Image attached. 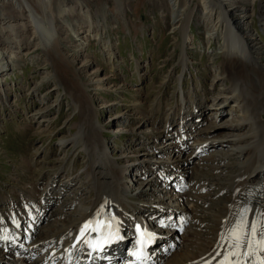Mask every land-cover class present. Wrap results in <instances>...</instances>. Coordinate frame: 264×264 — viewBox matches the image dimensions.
I'll return each mask as SVG.
<instances>
[{"label":"rangeland","instance_id":"obj_1","mask_svg":"<svg viewBox=\"0 0 264 264\" xmlns=\"http://www.w3.org/2000/svg\"><path fill=\"white\" fill-rule=\"evenodd\" d=\"M118 1L117 4H121L118 7H114L113 0H49L48 2L29 0V3L37 10L40 18L44 19L45 15L53 18L54 28L56 32H60L57 33V39L61 44L60 52L64 58H67L69 64L67 82L63 84L67 91L85 94L88 97L90 106L95 109L93 118L104 129L101 139L105 148L120 167L129 169L122 177L124 186L136 191L139 187L144 188L152 182L144 181L138 187L135 184L142 169L154 159L151 158V148H147L149 151L143 153L139 152L138 147L132 152V148L136 147L133 146L135 139L143 138L139 136L142 134L145 135L143 144L150 142L161 146L166 144V142L162 144V141L168 137L167 124L172 127L177 117L171 114L169 116L167 111L177 105L182 106L185 102L189 105L190 99L186 91L190 90L193 91L194 96L200 95L197 104L201 103L200 98L209 94L203 103L201 114L203 123H207L205 127L213 123L216 126L222 124L225 126L224 115L214 116V119L209 121L206 120V116L210 115L208 106L212 96L219 88L227 85L217 82L220 76L218 66L222 62L221 40L211 38L208 31L201 26L200 20L195 19L189 24L184 35V43L182 41L181 44L178 21L184 5L181 4L173 9L168 0ZM261 1L264 3V0H244L237 15L241 22L246 21L244 25L252 29L253 38L259 44L261 61L264 64V18L258 17ZM5 4L14 5L13 10L5 8ZM201 11V7L196 8V13ZM18 12H20L19 8L13 0H0V15ZM60 19L65 21L61 23ZM29 22L26 17L10 20L7 24L0 19V42H3L0 43V203L8 204V211L12 210V204L19 205V208L23 205L18 196L15 198L18 191L22 192L20 198L24 197V201L28 204L29 197L35 198L39 194L44 196L38 191L33 193L29 191L31 186L38 187L35 184L38 180L44 176L40 181V186H43L48 178L46 185L51 184L49 186L52 188L56 179L61 177V174L51 176L52 169L60 165L64 166L68 162V166H72L70 172L75 169L76 173L66 174V177L75 179L85 172L84 162L87 159L80 149L72 155L73 147L70 144L63 149L59 147L60 140L70 138L77 133L81 118L72 108L71 98L56 84L57 79L53 77L54 72L49 65L50 62L41 50L36 48ZM25 26L26 30L23 29ZM180 44L184 46L189 62L184 69L178 64ZM108 48L112 49V53L107 51ZM28 53L29 55H26ZM229 61L231 59L227 60ZM179 76L181 81L176 79ZM82 84L88 85V92L83 89ZM213 84H216V87H213ZM154 102L158 103L153 105ZM231 103L230 101L229 104ZM165 107L166 109H163ZM159 109L162 111L160 121L162 118L164 120L163 131L160 130L162 124L158 125L159 131H157L151 119L154 111ZM166 115L169 116L167 123ZM197 116L200 117L199 114L195 115ZM142 117H147V120L139 123ZM154 118H157V113ZM152 129L156 132L154 137L158 142L154 141L155 138L150 141L152 136L148 134ZM158 132H161L159 133L161 136ZM226 133L230 138L232 137L230 135L236 134L227 131ZM195 136L192 140H195ZM201 138L206 140L205 136ZM206 143L208 142L203 145ZM161 146L159 148H162ZM204 151L190 157L182 156L185 157L184 160L188 158L190 161L188 183L191 185L194 183L191 180L195 176L192 172L195 164L203 171V176L214 175L213 170L210 169L214 165L208 164V161L213 160L211 153L214 149L210 157L204 156L206 159L202 157ZM172 156H175V153ZM140 158L148 159L146 164L141 165L138 160ZM225 162L223 163L225 167L231 163ZM223 165L220 166L224 169ZM216 171H219V176L214 175L213 179L214 184L218 186L226 181L224 175L228 171L224 174L219 169ZM41 174L44 175L40 176ZM77 180H79L80 192L73 190L78 196L73 195L72 192L69 194L72 196L69 199H79L82 196L80 198L82 205H87L93 197V192L89 189L85 176ZM62 186L58 194L66 195L70 186L69 184L66 187ZM63 189L66 191L61 192ZM152 189L147 190L148 195L139 198L143 200L144 208L156 206L161 201L158 200L157 203L153 201L163 199L162 195L158 198L152 196ZM216 189L218 190V187ZM52 191H55L54 188ZM134 191L131 194H134ZM2 193H6V196H1ZM214 195L215 193L210 194V197ZM66 200L68 201V198ZM55 201L59 202V199ZM67 201H62L59 206H57L58 202L53 203L49 214ZM76 206L65 212H68V218L76 216L74 213ZM154 208L151 207L152 210H155ZM203 208L209 209V203ZM199 213V211L191 212L193 216L197 215L196 217L200 215ZM205 218L209 220L211 215ZM190 219L189 221L192 220ZM44 228L46 224L41 230ZM180 252L181 248L175 251L173 256Z\"/></svg>","mask_w":264,"mask_h":264},{"label":"bare ground","instance_id":"obj_2","mask_svg":"<svg viewBox=\"0 0 264 264\" xmlns=\"http://www.w3.org/2000/svg\"><path fill=\"white\" fill-rule=\"evenodd\" d=\"M13 1L20 12L5 13L6 15H0V19L6 24L8 21L17 18L26 17L29 19V24L33 31L32 39L36 41V48L40 49L42 54L48 59L47 61L50 62L49 65L54 72L53 77L57 79L56 84L71 98V106L81 118L77 126V133L70 138L60 140L59 147L63 149L67 144H70L73 147L72 155L76 154L78 149L83 151L87 157L84 162L85 172L75 177V179L67 176L62 185L66 187L69 184L70 186L76 179L85 176L89 189L93 192V197L87 205H82L83 202H80L76 206L77 208L75 207L74 213L76 216L70 218H68V212H65L76 205L78 198H68V201L63 202L60 208L54 209L47 216L46 228L41 230L43 236L38 235V238L33 240L37 236L34 223L43 221L46 217V214L41 213L39 210L40 199H38L39 201L36 200L41 195L39 194L35 198L31 196L32 194L28 195L31 197H29V203L26 204L24 197L20 198V193L22 192L18 191L17 195L15 194V198L18 196V199L22 200L23 205L19 208V205L11 203L12 210L9 212L12 215L6 217L3 223L0 220V245L6 242L19 244L18 247L23 246L28 252H32L37 256L35 259L36 264H55L60 257L56 253L58 248H60L59 252L62 254V249L64 248L66 249L65 254L70 251H72V254L81 251V245L77 244L72 248V243L74 239L77 240L81 235L89 233L93 225H88L87 222L93 218L91 224L95 223V210L97 208L104 209L103 214L107 216L113 213L116 214L120 218L121 227L126 229L128 224L133 221H138L145 228L149 227L152 223L151 217L158 210L157 207L164 205V210L176 213L187 212V214H191V212H200L198 217L196 215L192 216V220L190 219L193 222L192 224L189 221L192 227L188 229L185 238V235H183L184 239L181 244L177 241L178 236L173 238L175 243H179L181 252L175 256L172 254L173 257L171 256L172 258L170 257L166 264H222L226 258L228 264H258L260 259H264V252H259L258 250L252 256L245 257L243 255L248 251L247 240L252 239L254 241L253 247L257 248L255 242L262 238L261 232H264V197L259 196L258 198L249 199L247 196L251 190V185L260 184L264 186V64L261 61L259 44L253 38L252 29L244 25L246 21L243 20L241 22L237 15L244 0H168L173 9L181 4L184 5L182 12L179 11L180 18L178 21V31L182 38L181 44L184 43L186 28L195 19L202 22L201 26L208 31L211 38L221 40L220 56L222 62L218 66L220 76L217 82L226 83L227 85L219 88L217 93L212 96V101L208 106L210 115L206 116V120L209 121L214 119V116L224 115L225 126H222L223 124L216 126L213 123L206 128L205 125V128L202 127L197 135H194L195 140L192 141L194 146L188 145L189 151H191L188 156L190 157L194 153L199 154L204 151V149L200 148L201 144L210 142L214 147V151L211 153L213 160L208 161V164L214 165L210 169H219L222 173L228 171L225 175L226 181L221 183V185H215L214 175L203 176V171L199 170L197 168L198 165L195 164L192 172L198 177L193 176L194 178L191 180V182H194L193 185L187 181L188 187L194 189L192 193L185 194L184 200L187 201L185 203H180L170 194V190L167 191L165 188L162 192L156 188L155 185L157 184L154 182H151L152 184L148 183L144 188L139 187L136 191L124 186L122 177L129 169L120 167L105 148L104 141L101 139L104 129L99 123H96L98 121L94 120L95 109L93 110L90 106L88 97L85 94L80 95L67 91L63 84V82H67L69 64L67 58H64L60 52L61 44L57 39V33L60 32H56L53 18L46 15L44 19L40 18L37 15V10L29 3V0ZM48 1L46 0V2ZM113 1L114 7L121 5L117 4L118 0ZM13 6L11 4L4 5L5 8H12V10ZM197 7H201V13H196ZM258 17L264 18V3L262 1L259 3ZM60 20L61 23L65 21L64 19ZM23 29L26 30V26ZM181 44L178 64L184 69L189 62L186 50ZM107 51L112 53V49L109 50L108 48ZM26 55H29V53ZM229 59L231 61L227 62ZM176 79L181 81V76L176 77ZM216 84H213V87H216ZM82 85L83 89L88 92V85ZM206 96H209V94L207 93L204 97L202 96L203 98H200V104L195 103L196 110L194 113L200 116H197V118H203L201 114ZM230 101L232 102L231 104H229ZM226 104H229V106H226ZM226 107L229 108L226 109ZM189 108L188 103L185 102L182 106L179 105L178 107L177 105L173 109H169L167 113L169 116L171 114L175 115V117L180 116L179 113L185 114L186 118L193 113ZM147 115L149 116V114ZM169 116L166 115V123ZM147 117L139 118L141 120L139 123L142 120L146 121ZM182 122L184 125H188L186 120ZM148 123L150 124V122ZM169 125L167 124L166 130L168 134L166 136L168 137L162 141V144L170 142L168 143L170 147L162 145V148L158 147V150L151 148V158L153 159L156 153L165 155V165L169 166L172 164L175 166V171L181 170L180 178L185 180L188 176L190 161L188 158L184 160L185 157L180 159L172 156L174 151H176V141L171 138L173 129L169 131L170 128H173V125L172 127ZM245 126H247L246 129ZM224 130L236 134L230 135L232 136L230 138L229 136L227 137V133ZM159 133L161 132H158V135L161 136ZM148 135L152 136V140L155 138V141L158 142L157 138L154 137L156 135L154 129ZM139 136L144 138L145 135L140 134ZM201 136H205L206 140L202 139ZM198 138H201V140ZM138 160L143 165L146 164L148 159L140 158ZM225 161H230L231 163L225 167L223 165ZM68 164L67 162L64 166L60 165L56 169H52L51 176L69 174L72 166H68ZM221 164L225 167L224 169L221 168ZM140 174L139 176H141ZM49 185L45 186V193L41 192V194H44V196H41V201H44V203H48L52 196L58 195V193L52 191ZM153 185L154 188L152 189ZM211 187H218V190L216 189V192H214L216 199L210 197V194H201L205 188L210 189ZM148 189H152V196L154 197L157 194L163 196L162 200L156 199V202L153 201V203H157L158 200L161 201L160 204L155 206V210L151 209L154 206L144 208L143 200L139 199L148 195ZM63 191L66 190H61V192ZM132 191H134V194H131ZM72 194L78 196V193L73 192ZM10 200L12 201L11 197ZM55 200L53 203L58 202ZM207 203H209L210 208H203ZM29 204H31V207L21 212L23 211L22 207ZM106 204H110V207H106ZM119 208L122 211L131 210L134 212V218L127 217L121 211H118ZM209 214L211 218L206 220L205 217ZM242 220L244 225H246L241 230L245 236L239 248V254L234 256L232 255L234 251L231 249L232 242L230 238L233 229L236 228V224H240ZM98 222V219H96V224ZM24 224L26 225L24 226ZM253 224H256L257 227L255 235H252ZM85 225H88V227L86 228ZM7 237H9L8 240H6ZM69 238H71V241L68 244ZM48 245L53 251L51 254L44 251ZM53 254L55 255L52 256ZM19 255L20 257L16 259L10 252L5 253L3 248H0V264H31L27 260L32 255H26L25 253H19Z\"/></svg>","mask_w":264,"mask_h":264},{"label":"snow or ice","instance_id":"obj_3","mask_svg":"<svg viewBox=\"0 0 264 264\" xmlns=\"http://www.w3.org/2000/svg\"><path fill=\"white\" fill-rule=\"evenodd\" d=\"M245 226L246 225H244L243 220H242V222L238 224L237 227L233 229L232 231L231 238H230L232 242L231 246L234 247L235 249H239L241 247V244L245 236V234H243L241 230ZM85 227L87 228L88 225H85ZM256 232H257L256 224H253L252 225V235H255ZM261 237L262 238L259 241L255 242V244L257 245V248L253 247L254 241L252 239L247 240L248 251L243 254L245 257L254 255L257 250L259 252H264V232H261ZM116 238L118 239L119 237L117 236ZM140 243L142 244L143 241L141 240ZM133 255L137 256V258L139 259L140 256L142 255V252L138 251V252L133 253ZM232 255L235 256V255H238V253L233 252ZM222 264H228L227 258L225 259L224 262H222ZM258 264H264V259H260L258 261Z\"/></svg>","mask_w":264,"mask_h":264}]
</instances>
